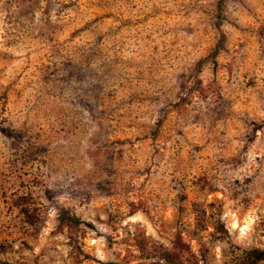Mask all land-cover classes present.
Here are the masks:
<instances>
[{"label":"rangeland","instance_id":"obj_1","mask_svg":"<svg viewBox=\"0 0 264 264\" xmlns=\"http://www.w3.org/2000/svg\"><path fill=\"white\" fill-rule=\"evenodd\" d=\"M177 235L264 250V0H0V264H164Z\"/></svg>","mask_w":264,"mask_h":264},{"label":"trees","instance_id":"obj_2","mask_svg":"<svg viewBox=\"0 0 264 264\" xmlns=\"http://www.w3.org/2000/svg\"><path fill=\"white\" fill-rule=\"evenodd\" d=\"M219 46V45H218ZM218 46L211 52V57L216 56ZM74 224H84L92 227L89 222L78 219L77 217L69 218ZM159 255L162 257L164 264H197L194 254L188 245L177 235L169 248H160ZM248 264H254L255 261L264 259V250L252 249L247 253Z\"/></svg>","mask_w":264,"mask_h":264}]
</instances>
